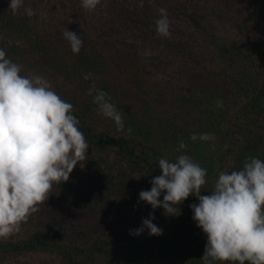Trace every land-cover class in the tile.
<instances>
[{"label":"trees","instance_id":"trees-1","mask_svg":"<svg viewBox=\"0 0 264 264\" xmlns=\"http://www.w3.org/2000/svg\"><path fill=\"white\" fill-rule=\"evenodd\" d=\"M9 3L0 0V48L73 105L90 147L20 231L0 238V264H203L194 195L179 216L154 211L162 235L129 230L153 212L139 192L161 174L160 157L191 156L209 190L220 171L264 160V0H101L92 12L81 0H24L32 17L13 15ZM161 9L170 37L156 31ZM66 28L81 36L78 54ZM93 85L122 113V132L86 94ZM202 133L215 139H189Z\"/></svg>","mask_w":264,"mask_h":264},{"label":"clouds","instance_id":"clouds-1","mask_svg":"<svg viewBox=\"0 0 264 264\" xmlns=\"http://www.w3.org/2000/svg\"><path fill=\"white\" fill-rule=\"evenodd\" d=\"M101 0H81L82 7L92 12ZM13 15L23 9L28 17L35 15L24 0H10ZM157 34L170 37L166 10H160ZM73 54H78L83 41L67 28L62 33ZM23 66L7 58L0 48V238L7 239L21 229L38 205L49 198L54 184L69 180L74 168L87 158L89 144L80 131L73 105L63 100L43 75H22ZM85 75V79L91 77ZM93 97L99 114L111 119L116 131L124 130L122 113L111 102L109 94L93 85L87 92ZM216 106L223 107L217 100ZM128 128L127 133L131 134ZM190 140L209 141L210 133L193 134ZM187 145L179 141L176 151ZM214 149V145H213ZM161 174L151 179L150 190L139 192V201L150 205L153 212L142 219L141 226L129 234L139 236L148 231L160 236L163 230L153 221L154 211L179 216L180 205L195 196L198 203L189 205L196 226L207 236L201 256L203 264L236 262L264 264V160L248 157L240 170L220 171L213 187L205 189L207 169L187 154L173 160L160 157L156 163ZM209 191V195H202ZM162 196V199H161Z\"/></svg>","mask_w":264,"mask_h":264},{"label":"rangeland","instance_id":"rangeland-1","mask_svg":"<svg viewBox=\"0 0 264 264\" xmlns=\"http://www.w3.org/2000/svg\"><path fill=\"white\" fill-rule=\"evenodd\" d=\"M205 189H206V186H205Z\"/></svg>","mask_w":264,"mask_h":264}]
</instances>
